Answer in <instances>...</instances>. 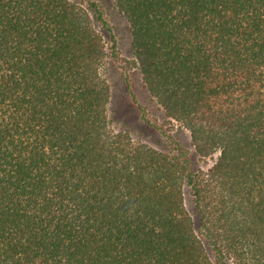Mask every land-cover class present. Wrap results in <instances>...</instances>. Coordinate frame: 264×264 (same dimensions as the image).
<instances>
[{"label":"trees","instance_id":"1","mask_svg":"<svg viewBox=\"0 0 264 264\" xmlns=\"http://www.w3.org/2000/svg\"><path fill=\"white\" fill-rule=\"evenodd\" d=\"M110 1L214 162L113 128L101 0H0V264H264V0Z\"/></svg>","mask_w":264,"mask_h":264},{"label":"rangeland","instance_id":"2","mask_svg":"<svg viewBox=\"0 0 264 264\" xmlns=\"http://www.w3.org/2000/svg\"><path fill=\"white\" fill-rule=\"evenodd\" d=\"M101 1L106 8L119 50L118 62L104 70L112 90L108 115L112 120L113 128L115 130L129 129L136 141L147 143L158 149H170L177 144L178 147L182 146L192 152L189 131L165 117L161 106L144 87L139 70L133 62L130 31L126 20L113 8L110 0ZM103 30L108 37V31ZM191 156L194 164L204 169L209 167L215 159L200 158L193 152ZM184 197L198 229L199 217L195 212L187 185L184 186Z\"/></svg>","mask_w":264,"mask_h":264}]
</instances>
